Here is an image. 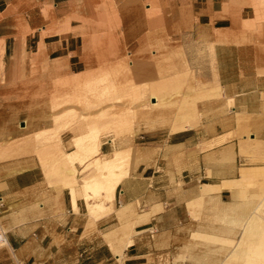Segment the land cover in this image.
Listing matches in <instances>:
<instances>
[{
  "label": "crops",
  "instance_id": "0c3cea01",
  "mask_svg": "<svg viewBox=\"0 0 264 264\" xmlns=\"http://www.w3.org/2000/svg\"><path fill=\"white\" fill-rule=\"evenodd\" d=\"M102 32L112 34L121 58L152 50L164 64L204 65L209 77L200 78L216 82L232 103L225 122L137 132L130 174L110 204L103 194L84 199L78 188L96 174L89 160L71 169L76 197L70 175L46 177L26 152L29 136L4 117L3 100L16 68L78 75L108 63L99 56L109 47ZM262 72L264 0H0V146L23 148L0 160V264H159L182 256V243L196 237L227 238L248 207L236 182L242 168H255L246 165V150L264 149ZM69 141L60 137L64 153L73 151ZM111 142L100 143L99 155L112 152Z\"/></svg>",
  "mask_w": 264,
  "mask_h": 264
},
{
  "label": "rangeland",
  "instance_id": "374dc122",
  "mask_svg": "<svg viewBox=\"0 0 264 264\" xmlns=\"http://www.w3.org/2000/svg\"><path fill=\"white\" fill-rule=\"evenodd\" d=\"M111 35L98 34L108 42L109 47L99 49V56H106L108 63L88 65L78 75H55L56 71L47 67L39 71L30 67L26 73H20L16 68L7 82L10 94L3 99L7 106L4 117L29 136L26 152L38 159L46 177L72 173L74 163L84 162L78 150L89 139H99V146L112 140V152L97 157H111L122 151L123 167L105 173L101 177L103 189L85 198L103 194L109 204L119 178L130 169L128 147L137 132L158 128L176 132L177 109L183 105L186 109L181 108L180 118L184 116L196 126L225 122L232 116V103L223 89L216 82L200 78L209 77L204 65L194 70L173 61L164 64V59L151 56L152 50L141 51L138 58L125 53L121 58ZM172 60L178 62L179 58ZM241 133L248 142L247 131ZM62 136L64 140L70 138L73 151L64 153ZM246 151L251 157L246 165L255 166L258 173L253 171L249 180L238 182L242 191L239 199L246 201L248 207L237 212L234 223L228 226L231 232L224 234L227 238L196 237L182 243V256L159 264H229L233 254L251 264H264V149L256 143ZM89 173L94 174V170ZM122 230L127 231V227Z\"/></svg>",
  "mask_w": 264,
  "mask_h": 264
},
{
  "label": "bare ground",
  "instance_id": "6f19581e",
  "mask_svg": "<svg viewBox=\"0 0 264 264\" xmlns=\"http://www.w3.org/2000/svg\"><path fill=\"white\" fill-rule=\"evenodd\" d=\"M185 107H183V108H185ZM181 108L177 109L178 112L176 113L178 115L177 116V122H176L178 124V128L176 131L187 130V129H192V128L196 127V123L193 121H188L187 120L188 118L185 119V118H183L184 116L182 118H180L181 112H182ZM185 109H183V110H185ZM193 116L195 117V115H193ZM194 117H193V120H195ZM89 140H91V141L84 142L78 150L79 156L83 155L84 161H85V159L89 160L88 163L90 164V166H92V168H94V170L96 172V174L92 178H90L88 180H84L82 184L78 185V188L82 192L84 199L88 198L89 196H91L97 192H100L103 189L102 188L103 182L101 179L104 178L105 173H108V174L114 173L115 170L122 169L121 167H123V164H124V156H123L122 151L115 152L111 157L98 158L97 156H99V152H100L99 151L100 140L94 139V138L89 139ZM27 141H24V142L26 143ZM26 145L28 146L27 143H26ZM21 147L22 146L19 145L18 141H16V142L14 141L8 145L5 144V146H0V160L4 161V159L13 158V157L19 156L20 154L23 155V152L21 153L23 148H21ZM88 158H91V159H88ZM64 163H66V162L64 161ZM66 168H68V167H66ZM129 170L126 171L127 172L126 174H123L124 171L122 172L123 177H121L122 175L120 176L121 177V179L119 178L120 181L128 175ZM257 170L258 169H256V168H242L239 171V178L236 182H239V181L242 183L244 181L246 182L247 180H249L252 177V175H254L253 171L258 173ZM63 172H65V171H63ZM67 174H68V176H67ZM67 174L65 172V175L67 177H69V175H70V177H69L70 179L67 178L69 180L68 185H70L69 187L72 188V193L76 197V193H75L76 191L74 188V186L76 184V180L73 176L74 174H73V172L71 173V171H69V173H67ZM112 198L113 197H111V199ZM102 205H103V203H100L97 206H95V205L94 206L97 209L98 208L101 209ZM94 206H90V209L92 211H93V209H96ZM235 256H236L235 254L229 256V259H230L229 261L231 262L229 264H251L250 262L244 261V259L235 258Z\"/></svg>",
  "mask_w": 264,
  "mask_h": 264
},
{
  "label": "built area",
  "instance_id": "2783aa9c",
  "mask_svg": "<svg viewBox=\"0 0 264 264\" xmlns=\"http://www.w3.org/2000/svg\"><path fill=\"white\" fill-rule=\"evenodd\" d=\"M3 207V201L2 198L0 197V209ZM3 242V237L2 234L0 233V244Z\"/></svg>",
  "mask_w": 264,
  "mask_h": 264
},
{
  "label": "water",
  "instance_id": "95a60500",
  "mask_svg": "<svg viewBox=\"0 0 264 264\" xmlns=\"http://www.w3.org/2000/svg\"><path fill=\"white\" fill-rule=\"evenodd\" d=\"M20 125H21V126H23V124H22V123H20Z\"/></svg>",
  "mask_w": 264,
  "mask_h": 264
}]
</instances>
